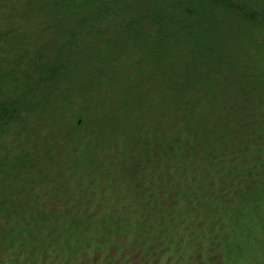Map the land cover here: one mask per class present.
<instances>
[{
	"label": "trees",
	"instance_id": "obj_1",
	"mask_svg": "<svg viewBox=\"0 0 264 264\" xmlns=\"http://www.w3.org/2000/svg\"><path fill=\"white\" fill-rule=\"evenodd\" d=\"M162 211L264 264V0H0V264Z\"/></svg>",
	"mask_w": 264,
	"mask_h": 264
},
{
	"label": "rangeland",
	"instance_id": "obj_2",
	"mask_svg": "<svg viewBox=\"0 0 264 264\" xmlns=\"http://www.w3.org/2000/svg\"><path fill=\"white\" fill-rule=\"evenodd\" d=\"M96 208L101 209L103 207L98 204ZM117 212L114 205L111 213L116 214ZM165 214L166 211H162L154 219H151V217H149L150 219H141L134 216L131 219L136 223V226L133 225V227L137 231L129 229L128 220L119 221L121 225V222H123L125 228L115 232L113 239L112 231L109 232L110 228L105 227L108 233L103 238L93 240L96 244L102 241L101 247L96 248L93 252L82 253L79 257L81 264H220L222 262L220 253L222 244L220 242H210L209 237L211 236H204L203 239L207 241L200 243L199 234H196L199 229L194 232V235H191L190 232L186 231L187 229L185 231L179 229V227L183 228L181 222H176V224L170 226L166 222L158 224L160 217L165 216ZM182 222L188 225L189 220L183 219ZM165 225L167 234L163 235L160 232L156 236L157 226ZM141 229H144L147 233L142 235L140 233ZM153 231L154 233H152ZM210 232L212 233V231ZM152 237H154L153 240ZM176 240L179 241L178 245ZM204 248L208 249L205 250ZM204 255L211 257L210 263L202 259ZM45 260L43 259V262ZM232 264L234 263L232 262Z\"/></svg>",
	"mask_w": 264,
	"mask_h": 264
}]
</instances>
